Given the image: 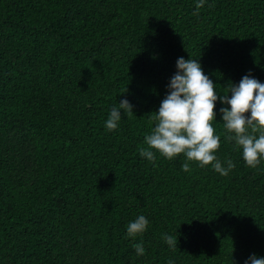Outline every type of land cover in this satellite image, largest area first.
Listing matches in <instances>:
<instances>
[{
    "label": "trees",
    "instance_id": "16d2710c",
    "mask_svg": "<svg viewBox=\"0 0 264 264\" xmlns=\"http://www.w3.org/2000/svg\"><path fill=\"white\" fill-rule=\"evenodd\" d=\"M226 94L264 82V0H0V264H243L264 257V161L220 176L138 152L178 57ZM127 98L118 128L105 120ZM247 115V113L245 114ZM147 230L125 235L129 221ZM177 236V249L162 234ZM143 241L136 256L133 243Z\"/></svg>",
    "mask_w": 264,
    "mask_h": 264
},
{
    "label": "clouds",
    "instance_id": "9594fccd",
    "mask_svg": "<svg viewBox=\"0 0 264 264\" xmlns=\"http://www.w3.org/2000/svg\"><path fill=\"white\" fill-rule=\"evenodd\" d=\"M205 3L206 0H195L196 11ZM215 85L198 59L178 57L175 72L166 84V94L151 117L154 126L144 136V146L138 147L139 155L154 161L157 153L169 160L183 154V171L188 172L191 162H195L198 167L210 164L220 176H227L235 165L230 159L222 162L217 158L221 138L211 123L216 121L214 108L219 102L225 139L234 142L246 166L256 167L264 161V82L249 72L239 82L228 84L226 94L217 92ZM132 107L127 98L121 99L118 106L111 108L104 122L106 129H117L123 110L132 112ZM148 225L147 217L140 214L128 222L125 235H142ZM162 239L168 248L177 249V236L163 233ZM131 246L136 256L145 254L143 241ZM167 264L174 261L169 259ZM243 264H264V257L253 253Z\"/></svg>",
    "mask_w": 264,
    "mask_h": 264
}]
</instances>
